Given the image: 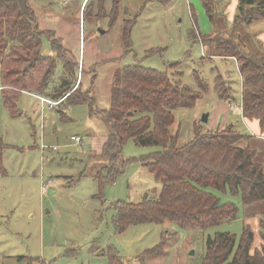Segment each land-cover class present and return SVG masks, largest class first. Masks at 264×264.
I'll list each match as a JSON object with an SVG mask.
<instances>
[{"label":"rangeland","instance_id":"obj_1","mask_svg":"<svg viewBox=\"0 0 264 264\" xmlns=\"http://www.w3.org/2000/svg\"><path fill=\"white\" fill-rule=\"evenodd\" d=\"M81 1L28 0L38 27L56 31L78 63L70 80L75 83L73 90L80 85L72 99L87 91L94 97V109H107L115 72L140 65L165 72L195 91L202 88L200 81L205 85L193 107L173 111L170 131L178 145L193 138L194 127L206 132L232 125L242 134L251 133L234 110L240 107L241 87L236 61L211 56L214 43L207 44V38L218 41L239 34L247 52L264 57V42L258 40L264 8L249 24L234 28V15L229 14L232 0H211L213 13L219 15L214 25L200 0ZM131 20L126 46L122 29ZM194 20L200 33L192 40L189 32ZM42 52L50 53L46 40L42 41ZM60 72L58 65L55 83H59ZM216 83L231 101L218 98ZM39 100L21 93L18 115L13 116L0 93V264H108L110 254L120 256L126 264H200L208 236L229 232L239 239L245 225L253 233L252 248L260 245L264 201L243 205L240 194L212 189L207 191L220 202L237 207L234 220L205 230L182 229L170 221L139 223L118 233L112 223L117 201L135 204L160 191V182L142 162L157 147L138 146L128 140L122 146L120 173L100 185L93 175L102 166L93 156L92 145L93 140L107 134V127L89 117L87 103L61 104L52 110ZM203 114L208 115L206 123L200 121ZM73 135L80 136L81 144L70 139ZM247 143L264 169V138L255 136ZM47 181L52 185L44 195L42 187ZM163 234L167 242L163 256L137 258L158 244Z\"/></svg>","mask_w":264,"mask_h":264},{"label":"trees","instance_id":"obj_2","mask_svg":"<svg viewBox=\"0 0 264 264\" xmlns=\"http://www.w3.org/2000/svg\"><path fill=\"white\" fill-rule=\"evenodd\" d=\"M200 1L209 23L216 24L219 15L213 13V1ZM252 1L247 4V0H238L232 20L234 28L249 24L264 8V0ZM133 22L131 20L122 29V41L126 46L130 43ZM198 33L194 20L189 38L196 39ZM238 35L218 41L207 35V44L214 43L211 56L235 59L241 76V117L257 121L259 130L264 132V57L247 52ZM43 40L49 43V54L42 52ZM58 65L61 66V80L55 83L53 78ZM77 68V61L55 32L38 27L28 0H0V93L11 115H18L17 100L21 93L59 101L52 110L87 103L89 117L99 119L107 127L100 150L93 152L102 166L93 175L100 185L112 181L120 173L124 164L122 146L128 140L138 146L157 147L142 162L160 182V191L157 196L151 194L135 204L117 201L112 223L118 233L139 223L170 221L182 229L205 230L234 220L237 207L220 202L207 189L240 194L243 205L264 201V169L256 162V151L247 143L255 139L253 135L242 134L232 125L206 132L194 127L193 138L178 145L177 137L171 133L173 111L195 105L202 97L201 91L205 90L202 81L199 84L202 88L195 91L165 72L140 65L124 66L114 74L109 107L94 109V97L87 91L71 98L80 85L79 82L73 90L75 83L70 80ZM216 94L221 100L231 101L217 83ZM240 142L247 144L242 146ZM260 227L261 243L256 248H252L253 233L247 225L243 226L239 239L229 232L208 236L200 264H264L263 220ZM165 234L158 244L144 250L137 258L163 256L167 244ZM108 264H126V261L110 254Z\"/></svg>","mask_w":264,"mask_h":264},{"label":"crops","instance_id":"obj_3","mask_svg":"<svg viewBox=\"0 0 264 264\" xmlns=\"http://www.w3.org/2000/svg\"><path fill=\"white\" fill-rule=\"evenodd\" d=\"M83 1V0H82ZM82 1H81V3H82ZM232 4H230L231 5V12L229 13V14H231V16H233L235 13V10H236V5H237V2H238V0H232ZM262 22V21H261ZM261 22H259L258 24H260L261 26H263V29H261L259 32V34H261V36H259L258 38V40H261V41H263L264 42V23H262L261 24ZM257 24V25H258ZM40 28V27H39ZM41 29V28H40ZM43 29V28H42ZM44 30H52V31H54L52 28H49V29H44ZM55 32V34H56V31H54ZM56 36L57 37H59V38H61V36L60 35H57L56 34ZM239 36V35H238ZM62 39V38H61ZM46 45H47V43H46ZM48 46H49V43H48ZM49 49H50V47H49ZM83 62V61H82ZM236 63V62H235ZM236 65V64H235ZM236 68H237V65H236ZM25 94H28V95H30V96H33L34 98H36V99H39V97L38 96H36V95H33V94H29V93H25ZM39 102H40V100H39ZM42 103V102H41ZM44 104V103H43ZM50 109V108H49ZM240 114V116H241V113H239ZM242 118V117H241ZM242 120L244 121V123L247 125V127L249 128V129H252V131H251V133L253 134V136L255 137H258V138H261V139H263L264 138V132H261L260 130H259V126H258V123H257V121H255V120H253V121H248V120H246V119H244V118H242ZM249 134V135H252V134ZM73 136H78V135H73ZM78 137H80V136H78ZM105 137H106V135L103 137V138H100V139H98V141L95 139V140H93V145L92 146H95V149L94 150H97V151H99L100 150V146H101V144H102V142L105 140ZM81 139V138H80ZM81 141H82V139H81ZM78 144H81V142L80 143H78ZM90 150H91V147H90ZM46 184L48 185V187H50L51 185H52V183L50 182V181H47L46 182ZM46 184H44V185H46ZM43 194V193H42ZM46 194V193H45ZM44 194V195H45ZM51 194H52V192H51ZM248 218L247 219H250V217L249 216H247ZM260 242H261V240H260Z\"/></svg>","mask_w":264,"mask_h":264},{"label":"built area","instance_id":"obj_4","mask_svg":"<svg viewBox=\"0 0 264 264\" xmlns=\"http://www.w3.org/2000/svg\"><path fill=\"white\" fill-rule=\"evenodd\" d=\"M40 101L42 103H44V104H47L48 105V108H50V109L59 102V101L47 100V99H44V98H41V97H40ZM234 110L236 112L241 113V108L239 106H235L234 107ZM70 139L72 141L76 142V143H80L81 142V139L78 136H71ZM52 150H55V147ZM47 188H48V185H43V187H42V193L43 194H45L47 192Z\"/></svg>","mask_w":264,"mask_h":264},{"label":"water","instance_id":"obj_5","mask_svg":"<svg viewBox=\"0 0 264 264\" xmlns=\"http://www.w3.org/2000/svg\"><path fill=\"white\" fill-rule=\"evenodd\" d=\"M252 3H253L252 0H247V4H252ZM207 120H208V115L207 114H203L201 116V119H200L201 123H206Z\"/></svg>","mask_w":264,"mask_h":264},{"label":"bare ground","instance_id":"obj_6","mask_svg":"<svg viewBox=\"0 0 264 264\" xmlns=\"http://www.w3.org/2000/svg\"><path fill=\"white\" fill-rule=\"evenodd\" d=\"M59 103V102H58ZM55 106V105H54Z\"/></svg>","mask_w":264,"mask_h":264}]
</instances>
